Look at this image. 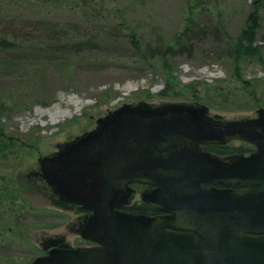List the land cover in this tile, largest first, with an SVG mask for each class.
Here are the masks:
<instances>
[{"label":"rangeland","instance_id":"obj_1","mask_svg":"<svg viewBox=\"0 0 264 264\" xmlns=\"http://www.w3.org/2000/svg\"><path fill=\"white\" fill-rule=\"evenodd\" d=\"M74 1L8 0L14 3L0 12V19L17 28L46 19L74 36L65 47L48 46L49 40L17 41L19 49L0 50V186H12L40 159L66 149L124 107L187 105L205 109L204 116L217 122L264 118V0L258 6L262 58L245 57L238 70L228 42L245 26L256 0H97L85 10L81 0ZM82 39L90 42L78 49L71 45ZM168 45L172 49L163 52ZM152 47L159 48L154 55ZM51 108L65 114L54 120L47 113ZM137 188L129 194L132 202L142 200L144 191ZM15 203L34 211L25 224L33 223L36 212L54 216L40 215L47 225L33 223V240L60 234L66 243H79L72 230L75 208L61 216L63 211L42 200Z\"/></svg>","mask_w":264,"mask_h":264},{"label":"water","instance_id":"obj_2","mask_svg":"<svg viewBox=\"0 0 264 264\" xmlns=\"http://www.w3.org/2000/svg\"><path fill=\"white\" fill-rule=\"evenodd\" d=\"M204 111L124 107L71 141L45 176L92 210L82 233L95 245L30 264H264V118L217 122ZM231 140L256 149L223 159L202 148ZM133 182L154 185L143 202L169 214L118 209Z\"/></svg>","mask_w":264,"mask_h":264},{"label":"flooded vegetation","instance_id":"obj_3","mask_svg":"<svg viewBox=\"0 0 264 264\" xmlns=\"http://www.w3.org/2000/svg\"><path fill=\"white\" fill-rule=\"evenodd\" d=\"M233 141L246 143L247 146L251 148V151L238 155H248L256 149L253 144L240 140H231L222 144H207L203 145L202 148L212 155L226 159L228 156L233 154L219 155L211 150L206 149V147L208 145H232L231 142ZM64 150L66 149L57 151L53 156L49 158L40 159V162L35 168H31L27 172H22V174H19L21 175V177H17V182H14L17 185H14V183V186L1 184L0 190H7L8 188L15 190L6 193L0 192V264H30L36 258L47 255L51 250L57 248L78 249L95 245L94 243L85 239L82 233L87 223L88 217L92 213V210L87 208V206L83 202L78 201L77 199L68 196L58 190L57 186L51 183L49 179L45 176L46 172L51 168L50 162ZM130 186L131 187L129 192L123 194V196H121L117 200L116 204L118 209L135 215L163 216L169 214L167 211L155 208L153 206H151L155 209L154 211H152L153 214L134 212V210L137 209L135 205L139 202L131 201V198L129 197L131 191L138 192L139 190L137 187L139 186L142 188L143 191H148L153 189L154 185L148 183L133 182ZM217 186L223 187L222 185ZM235 188H240V186H235ZM17 198H21L25 201H28V199L32 198L36 200H42V202L48 204L47 206L57 207L59 211H63V213H58L61 216H64L67 212L71 213L72 208H75L78 217L77 220L74 221L72 224V230L78 234L76 241L79 240V243H66L65 236L60 234L42 237L36 236L33 240V238L30 236V232L33 231V223L35 222L34 226L36 224L39 225L38 223H41L42 226H46L47 223H42L43 221L40 220V215H43L44 217L48 216L49 219H53L54 216L44 212L42 214L36 212L33 214L34 218L31 219L34 220L33 223L25 224L26 222H29V218L31 217L34 211L30 210L25 212V209H19L15 203ZM141 201L143 202V200ZM51 212L54 213V211L50 210L49 213ZM5 221L10 223L4 224L3 222ZM71 222L68 223V228L71 227ZM50 225L51 224L48 223V226ZM30 243L32 245H30ZM13 256L23 259L18 261ZM25 256H28V258H32L30 260H26V258H24ZM4 257H6L5 261Z\"/></svg>","mask_w":264,"mask_h":264},{"label":"trees","instance_id":"obj_4","mask_svg":"<svg viewBox=\"0 0 264 264\" xmlns=\"http://www.w3.org/2000/svg\"><path fill=\"white\" fill-rule=\"evenodd\" d=\"M45 1H53L58 2L59 0H45ZM97 0H81V7L84 9L85 5L92 4ZM260 0H256L253 5V10L249 13L245 26L239 32L237 38L233 41L231 40L228 44H231L230 50L232 55V60L236 65V69L238 70V65L240 61L248 56H258L260 59L262 58V51L260 49L259 44L257 43V35L259 32V19L260 15L258 13V6L260 5ZM71 2H75L71 0ZM14 2H12L13 4ZM8 0H0V12H6L9 10ZM85 10V9H84ZM1 18V16H0ZM0 19V50L7 51H15L19 49L17 41H32L33 43H37L41 40H49L48 46L54 47H65L70 44L72 40H74V36H68L67 32H63L62 29L59 28L58 25H55L51 21H47L46 19L29 21V23H23L20 27H15L17 24L8 20ZM131 38L135 43L136 32H132ZM34 40V41H33ZM86 39L79 40L77 42L71 43V45H75L77 49L86 45ZM90 40L87 41L89 43ZM137 45V44H136ZM139 45V44H138ZM137 45V46H138ZM79 46V47H78ZM140 47V46H139ZM159 48H151V52L154 55L158 52ZM172 49V46H167L166 49L162 50L163 52H168ZM25 53H5V57L8 58H16L22 57ZM164 92V91H163ZM206 149L211 150L219 155H230V154H244L246 152L251 151V148L247 146L246 143H240L237 146H232L230 144L226 145H208ZM136 210L134 212L153 214L152 211L155 209L151 206L143 203L142 201L136 203Z\"/></svg>","mask_w":264,"mask_h":264},{"label":"bare ground","instance_id":"obj_5","mask_svg":"<svg viewBox=\"0 0 264 264\" xmlns=\"http://www.w3.org/2000/svg\"><path fill=\"white\" fill-rule=\"evenodd\" d=\"M73 103H74V106H76V107H78V105L81 104V102H78V101H73ZM47 113L54 120H57L58 118H60L61 116H63L65 114L61 109H55V108H51L50 110L47 111Z\"/></svg>","mask_w":264,"mask_h":264}]
</instances>
